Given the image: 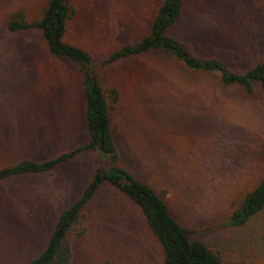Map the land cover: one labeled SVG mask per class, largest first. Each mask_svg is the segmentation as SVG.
<instances>
[{"label": "rangeland", "instance_id": "374dc122", "mask_svg": "<svg viewBox=\"0 0 264 264\" xmlns=\"http://www.w3.org/2000/svg\"><path fill=\"white\" fill-rule=\"evenodd\" d=\"M162 0H68L64 42L84 49L103 89H114L110 130L119 163L152 187L175 218L226 264H264V209L229 225L234 203L264 175V97L246 96L172 59L148 54L97 68L143 37ZM45 0H0V167L42 161L86 142L80 77L35 30L10 34L16 12L36 20ZM196 55L244 70L264 58V0H182L167 32ZM197 77V78H196ZM101 164L94 152L50 173L0 181V264L44 248L58 214ZM67 239V264H160L140 212L101 189Z\"/></svg>", "mask_w": 264, "mask_h": 264}, {"label": "trees", "instance_id": "16d2710c", "mask_svg": "<svg viewBox=\"0 0 264 264\" xmlns=\"http://www.w3.org/2000/svg\"><path fill=\"white\" fill-rule=\"evenodd\" d=\"M74 14L68 0H45L36 20L27 21L23 14L16 12L3 25L10 34L37 31L50 56L65 61L78 73L87 140L46 160L21 159L0 167V181L50 173L59 165L87 152L96 153L101 161L77 198L56 217L43 250L23 264H67V239L79 227L83 210L103 188L121 196L140 212L146 228L159 247L160 264H226L206 245L192 238V231L175 218L167 203L152 187L136 179L119 163L111 136L109 113L111 104L117 101L116 91L101 87L97 71L92 68L91 58L84 49L63 40L66 23ZM181 17L182 0H162L146 34L110 52L97 63V68L155 54L177 62L187 77L191 75V80L195 78L193 74L198 73L214 79L220 86L237 88L246 96L258 91L264 97V58L238 71L230 69L216 58L200 57L167 33ZM234 204L228 222L232 227H242L261 212L264 209V175Z\"/></svg>", "mask_w": 264, "mask_h": 264}]
</instances>
